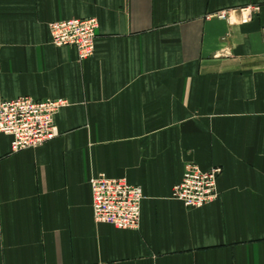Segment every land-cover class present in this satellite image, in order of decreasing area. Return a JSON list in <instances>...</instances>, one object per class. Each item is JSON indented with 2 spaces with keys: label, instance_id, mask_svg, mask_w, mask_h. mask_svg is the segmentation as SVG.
Returning a JSON list of instances; mask_svg holds the SVG:
<instances>
[{
  "label": "crops",
  "instance_id": "0c3cea01",
  "mask_svg": "<svg viewBox=\"0 0 264 264\" xmlns=\"http://www.w3.org/2000/svg\"><path fill=\"white\" fill-rule=\"evenodd\" d=\"M80 18L85 61L49 30ZM25 96L69 105L53 141L0 137V264H264V0H0V101ZM190 164L223 168L215 203L173 198ZM99 174L142 189L137 230L95 220Z\"/></svg>",
  "mask_w": 264,
  "mask_h": 264
},
{
  "label": "built area",
  "instance_id": "2783aa9c",
  "mask_svg": "<svg viewBox=\"0 0 264 264\" xmlns=\"http://www.w3.org/2000/svg\"><path fill=\"white\" fill-rule=\"evenodd\" d=\"M220 16L225 17L226 14ZM63 27H70L68 35L73 38L72 41H65L58 35L59 29ZM91 27L93 35L89 39L86 32ZM49 30L53 45L57 48L75 47L80 61H85L95 54L99 31V22L96 18L54 21L49 24ZM79 31L80 33L86 31L81 38ZM54 104L57 105L55 108H48ZM68 105L64 99L36 100L28 96L1 100L0 137L6 135L12 138L14 152L36 148L53 141L61 135L55 117ZM40 138L45 139L39 145L29 144ZM222 173L221 167L205 171L198 165H187L182 181L173 189V198L194 209L212 204L219 198L218 180ZM189 185L192 186V190L187 188ZM90 186L93 214L98 223L112 225L120 230L139 228L144 200V193L140 187L131 185L125 179L109 178L105 174L93 177ZM115 189L116 196L113 195ZM103 191L106 192L104 205L101 194ZM119 221L132 225L124 226Z\"/></svg>",
  "mask_w": 264,
  "mask_h": 264
},
{
  "label": "bare ground",
  "instance_id": "6f19581e",
  "mask_svg": "<svg viewBox=\"0 0 264 264\" xmlns=\"http://www.w3.org/2000/svg\"><path fill=\"white\" fill-rule=\"evenodd\" d=\"M249 12H254V10H249L248 12L245 13V17H247L249 14ZM70 27H63L61 29H59L58 31V35L60 37H62L65 41H72L73 38H70L69 37V31H70ZM87 33V37L90 39L92 38V35H93V31H92V27L89 28V31L86 32ZM57 105L54 104L52 106H49L48 108L49 109H52V108H55ZM45 138H40L39 140H37L36 142H33V143H29L30 145H39ZM120 224L124 225V226H131L132 224L128 223V222H124V221H119Z\"/></svg>",
  "mask_w": 264,
  "mask_h": 264
},
{
  "label": "rangeland",
  "instance_id": "374dc122",
  "mask_svg": "<svg viewBox=\"0 0 264 264\" xmlns=\"http://www.w3.org/2000/svg\"><path fill=\"white\" fill-rule=\"evenodd\" d=\"M80 19H84V18H80ZM86 19H88V18H86ZM98 20V19H97ZM99 22V21H98ZM86 28H88V27H86ZM81 30V29H80ZM86 32V31H85ZM85 32L83 31V32H81L80 33V31H79V38H81L82 37V35H85ZM89 40V39H88ZM187 188H189L190 190H192V186H188ZM118 190V189H117ZM116 193V189H115V192H114V196H116L117 194H115ZM102 194V204L104 205L105 204V202H106V200L104 199V197H106L105 195H106V192H102L101 193ZM216 202V201H215ZM215 202H213V203H215ZM209 205H211V204H209ZM206 206H208V205H206ZM203 208V207H202ZM133 212V211H132Z\"/></svg>",
  "mask_w": 264,
  "mask_h": 264
}]
</instances>
